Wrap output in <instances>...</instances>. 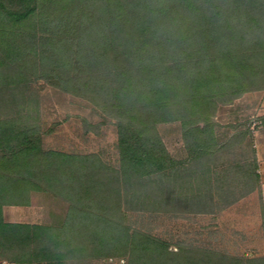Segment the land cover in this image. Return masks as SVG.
<instances>
[{"label":"trees","instance_id":"16d2710c","mask_svg":"<svg viewBox=\"0 0 264 264\" xmlns=\"http://www.w3.org/2000/svg\"><path fill=\"white\" fill-rule=\"evenodd\" d=\"M261 93L264 0H0V264H264L219 228L261 191ZM40 196L59 224L4 220Z\"/></svg>","mask_w":264,"mask_h":264},{"label":"rangeland","instance_id":"374dc122","mask_svg":"<svg viewBox=\"0 0 264 264\" xmlns=\"http://www.w3.org/2000/svg\"><path fill=\"white\" fill-rule=\"evenodd\" d=\"M48 104L63 113L74 114L77 107L68 101L58 102L52 95ZM61 104V105H60ZM234 111L238 116H258L264 114V93L249 94L236 101ZM108 141H101L99 146L108 148ZM256 146L260 163L261 191L252 194L237 206L225 213L219 223L222 233L235 242H227L233 253L246 252L250 255H264V133H256ZM65 204L47 196L36 197L28 207H4L3 218L7 222H24L40 224H59L62 220ZM234 232L242 234L233 235ZM243 239V240H241Z\"/></svg>","mask_w":264,"mask_h":264}]
</instances>
